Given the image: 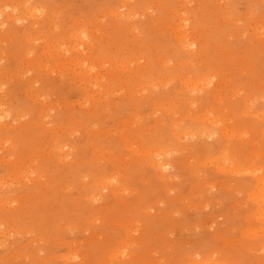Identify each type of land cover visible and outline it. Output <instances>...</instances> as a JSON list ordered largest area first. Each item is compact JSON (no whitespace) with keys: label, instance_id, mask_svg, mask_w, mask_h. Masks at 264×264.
<instances>
[{"label":"rangeland","instance_id":"374dc122","mask_svg":"<svg viewBox=\"0 0 264 264\" xmlns=\"http://www.w3.org/2000/svg\"><path fill=\"white\" fill-rule=\"evenodd\" d=\"M257 177L264 0H0V264H264Z\"/></svg>","mask_w":264,"mask_h":264},{"label":"bare ground","instance_id":"6f19581e","mask_svg":"<svg viewBox=\"0 0 264 264\" xmlns=\"http://www.w3.org/2000/svg\"><path fill=\"white\" fill-rule=\"evenodd\" d=\"M16 21H19V20H16ZM177 30L175 31V36H176V39H177V41H179L182 45V47L184 46V47H186V49H188V53H189V51L191 52V49L193 48V45L194 44H192V43H187V34L184 32V23L183 22H180L179 24H178V26H177ZM178 42V43H179ZM179 46H180V44H179ZM183 47V48H184ZM190 55H192V53H189ZM203 71V70H202ZM205 71H207V70H205ZM204 76V75H203ZM206 76V75H205ZM202 77V76H201ZM210 79H211V77H210ZM185 83H186V85H190V86H186V87H188L187 89H189V87L192 89V90H194V89H199V88H201V87H205V88H207L210 84H211V82H212V80H206V79H202V78H199V76L198 77H196V78H194V80L193 81H190V80H186V81H184ZM197 83H199V84H197ZM200 83H201V85H200ZM191 84H192V86H191ZM193 84H197V85H194V87H193ZM200 85V86H199ZM208 89V88H207ZM191 90V91H192ZM148 154V151H146V155ZM159 153H157V155H158ZM166 166V164L165 163H162V164H155V167L154 168H157L160 172L164 169V167ZM162 169V170H161ZM224 169V168H223ZM261 179H262V177H261ZM261 179L260 178H256V181H257V184H258V182H261ZM259 185V184H258ZM262 185V186H261ZM261 185H259V187L261 188V187H263V185H264V183L262 184L261 183ZM255 187H256V185H255ZM254 187V188H255ZM258 187V186H257ZM256 189V188H255ZM258 190V189H257ZM254 191V190H253ZM256 191V190H255ZM259 193V197H261V193H263V192H261L260 191V189H259V191H258ZM251 193V197L253 196V195H257V194H253L252 195V192H250ZM263 195H264V193H263ZM258 196H256V198L258 197ZM259 197H258V199H259ZM262 198V197H261ZM264 200V199H263ZM262 201V200H261ZM263 203H264V201H262ZM261 202V203H262ZM259 203H260V201H259ZM258 205H261V204H258ZM262 206V205H261ZM260 207V206H259ZM258 207V208H259ZM263 208H264V206H263ZM260 209H261V207H260ZM259 209V210H260ZM262 211V210H261ZM257 213H258V211H257ZM263 213V212H262ZM262 218H260V220H261ZM263 220V219H262ZM264 222V221H263Z\"/></svg>","mask_w":264,"mask_h":264},{"label":"clouds","instance_id":"9594fccd","mask_svg":"<svg viewBox=\"0 0 264 264\" xmlns=\"http://www.w3.org/2000/svg\"><path fill=\"white\" fill-rule=\"evenodd\" d=\"M163 170L164 171H168L169 170V166H165Z\"/></svg>","mask_w":264,"mask_h":264}]
</instances>
